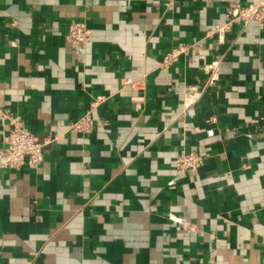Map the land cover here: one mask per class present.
Listing matches in <instances>:
<instances>
[{
  "label": "crops",
  "instance_id": "0c3cea01",
  "mask_svg": "<svg viewBox=\"0 0 264 264\" xmlns=\"http://www.w3.org/2000/svg\"><path fill=\"white\" fill-rule=\"evenodd\" d=\"M256 1L0 0V108L43 153L0 170V264H264V28L225 16Z\"/></svg>",
  "mask_w": 264,
  "mask_h": 264
},
{
  "label": "built area",
  "instance_id": "2783aa9c",
  "mask_svg": "<svg viewBox=\"0 0 264 264\" xmlns=\"http://www.w3.org/2000/svg\"><path fill=\"white\" fill-rule=\"evenodd\" d=\"M230 22L247 23L256 22L264 28V0L255 3L241 5L231 3L225 14ZM91 29L83 21H72L69 24L66 39L75 52L83 49L90 40ZM184 52L183 47L172 49L166 53L161 64L167 66L178 59ZM0 117L7 118L9 123L8 133L5 136V146L0 149V170H19L23 166L37 167L42 161V144L22 122L19 115H12L8 110L0 108ZM90 118L86 115L74 124V129L85 130L90 125ZM202 163V157L194 152L181 154L176 166L179 169L195 171Z\"/></svg>",
  "mask_w": 264,
  "mask_h": 264
}]
</instances>
